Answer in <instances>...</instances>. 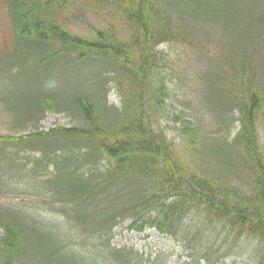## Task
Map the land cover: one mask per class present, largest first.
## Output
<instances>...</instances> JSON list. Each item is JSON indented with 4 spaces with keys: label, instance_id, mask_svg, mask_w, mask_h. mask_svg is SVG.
I'll use <instances>...</instances> for the list:
<instances>
[{
    "label": "trees",
    "instance_id": "16d2710c",
    "mask_svg": "<svg viewBox=\"0 0 264 264\" xmlns=\"http://www.w3.org/2000/svg\"><path fill=\"white\" fill-rule=\"evenodd\" d=\"M1 1L13 41L0 45V102L14 132H30L0 135V264L26 256L30 264H145L111 248L114 229L128 222L175 241L185 264H222L224 254L232 264H264V0ZM85 5L120 11L128 39L69 32L64 16ZM162 45L215 68L207 81L217 88L214 106L198 98L183 151L159 126L174 64ZM113 80L120 108L108 104ZM57 112L78 124L40 131ZM38 199L65 204L62 220L103 240L104 262L78 254L61 229L39 220L40 210L13 203Z\"/></svg>",
    "mask_w": 264,
    "mask_h": 264
},
{
    "label": "rangeland",
    "instance_id": "374dc122",
    "mask_svg": "<svg viewBox=\"0 0 264 264\" xmlns=\"http://www.w3.org/2000/svg\"><path fill=\"white\" fill-rule=\"evenodd\" d=\"M106 4V3H104ZM76 12V11H75ZM124 20L122 18L120 11H112L107 6H102L101 8L92 7L85 5L82 12L78 15H74L73 12L63 19V26L72 34L87 39H93L94 35L91 28H95L100 31L113 30L122 39H128V31L125 27ZM13 41L12 28L10 20L7 17V13L3 2L0 0V45L2 47H11ZM158 50H162L170 54V66L174 61V64L170 69L165 72V83L168 88L166 91L167 97L164 98L161 104L163 115L160 116L159 126L160 129L167 135L168 139L175 142L180 150H184V141L186 137V129H194V111L200 106L201 101L198 98H203L204 103H207L209 108L214 106L215 100L212 103L210 97L212 94H216L217 88L212 83L209 87L208 82L215 68L212 67L210 70L200 69V66L205 64V61L199 59L197 55H193L192 51L168 45H162ZM196 59V60H195ZM196 61L194 71L196 72V82L193 81V74L191 66ZM186 73H183V70ZM9 88V87H8ZM23 88H27L24 86ZM87 89H89L87 87ZM109 96L108 104L120 108L123 104V94L117 82H110L108 86ZM63 92L67 93L66 96L72 92V89H65ZM198 95H197V94ZM188 95V97L186 96ZM69 112H57L53 114H47L41 123L40 131H49L57 127L70 128L75 127L78 124ZM210 121L215 126V120H212L211 116H207ZM238 116H234V118ZM14 117L9 111H7L0 102V135H9L14 132L13 124ZM239 124L235 125L232 129L233 137L239 131ZM211 128L208 130L210 131ZM217 130V129H216ZM215 130V133H216ZM25 133L30 131L21 130L15 131L14 133ZM259 134L264 146V115L262 116L259 125ZM182 153V152H181ZM184 154V152H183ZM27 155L39 157V153ZM22 200L13 202L16 207H24L26 209L34 208L33 213L40 210V221L48 222L52 224L53 227L61 229L62 233L66 235L72 244L77 248L78 254L83 257L89 258L94 257L98 262H104L102 260L103 240L100 242L96 237L87 232L83 234L78 233L75 228V223L68 224L67 221L61 219V215L64 214L65 204L52 205L44 204L41 199L38 201H28L26 203ZM65 205V206H64ZM29 211V210H28ZM74 224V226H73ZM75 228V229H74ZM3 235V231L0 230V238ZM178 244L170 238L163 236L155 230H147L143 233H137L133 231L130 227V222L123 223L114 229L112 233L111 248L114 250H132L136 253L141 261L145 264H185L189 261L188 254L184 250L177 246ZM98 248V250L96 249ZM34 254V253H33ZM228 256V255H227ZM34 260V257L26 256L19 261L17 264H30ZM226 259V255L223 256L222 264H232L233 260Z\"/></svg>",
    "mask_w": 264,
    "mask_h": 264
}]
</instances>
